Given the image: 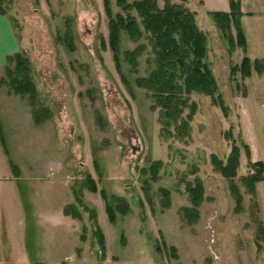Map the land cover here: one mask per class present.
Wrapping results in <instances>:
<instances>
[{
	"label": "rangeland",
	"instance_id": "obj_1",
	"mask_svg": "<svg viewBox=\"0 0 264 264\" xmlns=\"http://www.w3.org/2000/svg\"><path fill=\"white\" fill-rule=\"evenodd\" d=\"M121 1L107 9L104 0H0L37 92L32 100L15 91L7 74L15 62L7 59L0 264H264V183L256 182L255 197L244 180L264 162V0H241L245 48H231L209 14L229 11V0H172L195 13L217 84L214 96H184L195 110L185 106L189 125L179 133L137 83L157 66L154 35L129 8L141 0ZM118 14L142 30L135 39L121 29L120 70L109 27ZM135 50L138 73L127 57ZM234 148L236 175L226 177L217 161L226 165ZM69 206L81 219L65 214Z\"/></svg>",
	"mask_w": 264,
	"mask_h": 264
},
{
	"label": "trees",
	"instance_id": "obj_2",
	"mask_svg": "<svg viewBox=\"0 0 264 264\" xmlns=\"http://www.w3.org/2000/svg\"><path fill=\"white\" fill-rule=\"evenodd\" d=\"M104 1L108 9L110 0ZM229 1L231 8L229 11L215 10L209 14L216 21L223 36L229 40L231 48H234L238 44L240 47L245 48L247 40L241 23V16L243 15L241 0ZM120 3L124 4V0ZM133 6L137 7L143 17L145 29L154 35V52L157 57L156 68L147 77H138L137 83L139 86L152 92V97L154 98L153 107H161L164 122L169 125L175 123L179 133L181 128L189 125L190 117L184 118L182 116L185 106L195 110V104L188 103L187 98L184 96L190 94L192 91L211 96H214L217 92L216 80L209 65L205 61L207 56V36L198 28L195 13L172 2V0H165L163 8H159L157 0L137 1L134 5H129V8ZM126 8L128 7L126 6ZM109 27L110 46L114 53L117 68L120 70L119 41L121 29L127 30L128 34L135 39L142 34V30L135 18L123 17L120 14L111 18ZM232 27L236 30V38L233 35ZM127 57L132 65L133 71L138 73V51L128 52ZM7 59L9 62H15L14 69L7 67V74L11 79V85L15 88V91L25 95L28 94L32 100H35L37 98V92L33 80L30 77L29 61L27 58L21 53H15ZM260 62L261 60H256L255 67H258ZM249 65L250 59L245 58L243 60V66L246 68L244 70L245 73H249ZM177 75L180 78L177 79ZM179 79L182 80V83ZM215 102L217 101L215 100ZM219 103L223 106L222 100L219 99ZM38 115L39 111L35 109V118L37 121H40ZM159 162L156 161L151 166V172H156L155 165ZM237 166V148L232 150L231 158H229V162L226 165L221 161H217V168L226 177H235ZM254 166L259 167V172L256 175L245 177L244 180L250 184V192L256 197L257 189L255 184L256 182L264 181V162L256 161ZM262 172L263 174L261 175ZM233 189L235 190L236 187H233ZM192 191L196 192V197H193V202L197 205L201 200V185L197 184ZM117 209L119 212H122L120 205L117 206ZM189 210L191 209L187 208V211ZM107 212L112 220L116 218L114 208L107 207ZM70 213H72L71 215L73 217L81 219V216L78 212L76 213V210L72 206L65 209V214Z\"/></svg>",
	"mask_w": 264,
	"mask_h": 264
},
{
	"label": "crops",
	"instance_id": "obj_3",
	"mask_svg": "<svg viewBox=\"0 0 264 264\" xmlns=\"http://www.w3.org/2000/svg\"><path fill=\"white\" fill-rule=\"evenodd\" d=\"M19 50V43L11 21H9L6 16L0 14V69L5 68L7 58L17 53ZM260 183L263 184L264 181H260ZM259 194L260 192L257 190V196ZM261 201H263V197Z\"/></svg>",
	"mask_w": 264,
	"mask_h": 264
}]
</instances>
